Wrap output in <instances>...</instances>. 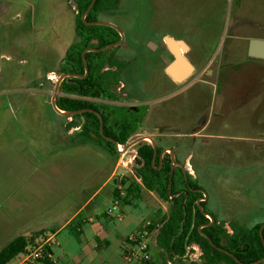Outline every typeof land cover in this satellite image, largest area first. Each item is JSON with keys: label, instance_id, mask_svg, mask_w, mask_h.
I'll use <instances>...</instances> for the list:
<instances>
[{"label": "rangeland", "instance_id": "rangeland-1", "mask_svg": "<svg viewBox=\"0 0 264 264\" xmlns=\"http://www.w3.org/2000/svg\"><path fill=\"white\" fill-rule=\"evenodd\" d=\"M69 3L0 0V249L17 235L64 225L92 197L98 214L116 217L121 203L113 206L112 192L124 189L122 179L136 177V163L128 162L136 144L115 158L80 141L78 130L67 128L71 118L50 106L59 58L71 41ZM117 7L124 14L100 18L149 16L159 28L168 24L175 36L197 42L198 55L187 52L193 73L172 86L170 136L158 138L189 162L187 171L207 195L206 211L229 232L230 222L264 224V61L247 55L250 39H264V0H118ZM154 74L159 85L162 71ZM169 205L143 190L134 206L123 207L125 233H144L158 264L166 260L157 256V230L143 227L150 220L158 226ZM73 229L63 230L60 240ZM72 244L73 251L82 246Z\"/></svg>", "mask_w": 264, "mask_h": 264}, {"label": "flooded vegetation", "instance_id": "flooded-vegetation-1", "mask_svg": "<svg viewBox=\"0 0 264 264\" xmlns=\"http://www.w3.org/2000/svg\"><path fill=\"white\" fill-rule=\"evenodd\" d=\"M95 1L88 12L83 16L90 3L86 9L82 10L78 0H70V10L75 16L71 24V41L59 58V70L54 83L55 86L58 77L64 74L58 84L55 100L58 97L66 96L75 100H84L87 102V106L63 110L75 111L65 116L56 113L51 107L53 112L65 118H71V121L67 122V128H74L75 131L78 130L76 137H78L80 141L87 142L90 145L95 143L106 149V144L99 139V135L106 139L104 136L111 137L110 134L116 136L128 134L129 137L123 144L118 143L113 138L118 143L119 149L117 145L111 141L120 156L125 154L129 155L130 152L128 153V151L131 150L130 147L132 145L127 150L122 148V151H120V149L121 146L124 147L130 142H128V140L133 135H137L138 137L143 135L154 137L153 140L157 147V153L154 162H151L152 165H154L156 157L158 159V166L156 168L158 169L161 167L163 161L170 160V174H172L175 169L180 170L183 174L185 187H180V192L184 195H187L188 190L199 193L196 198V204L197 200L200 199L201 207H199L198 204L197 206L207 219L206 222L198 226L200 233L203 232L201 230L202 227L212 225L216 226L218 229H224L229 235L233 233V226L252 228L238 224L237 222H230L231 230L229 232L223 223L216 217H213L209 211H206L207 195L201 189V185L197 179L192 177L187 171L189 162H185V159L180 160L173 145L163 144L161 138H158L159 136H170L168 132L172 130L173 105L171 101H169L171 94L174 93L172 86L185 83L190 76H187L182 82L178 83L166 71V67L173 60V54L167 47L166 38L171 37L175 40H183L185 43L186 39L171 33L168 24H166L164 28H159L158 22L149 16H125L123 18L125 21L122 22L115 19L100 18V15H122L124 11L122 12L118 9V0L117 2L116 0H111L109 4L104 3L102 8L94 11L93 6ZM12 18H14V16ZM109 18L113 17L111 16ZM187 52L189 53L188 49L186 52H183L182 55L188 59L189 54H187ZM193 67H195V65ZM158 69L162 71V79L159 85L153 79L155 75L154 72ZM202 73H198L196 76L201 77ZM85 78H87L85 84L87 94L83 95L79 92L81 85L79 79ZM65 81L71 84L69 92H65L63 88V83ZM163 87L164 91L162 92ZM83 112H90L95 117L85 118L83 115H80ZM85 125L87 126L86 130ZM82 134H88L89 137L83 138L84 136ZM188 135L196 136L197 134L190 132L187 136ZM192 138L195 139L194 136ZM135 144V151L132 156L128 158V162L134 160L136 163L134 170L141 168L143 165V162L140 164L138 159L139 151L143 145L149 144L152 147L151 143H147L144 139ZM169 148L173 150V156L175 154L174 159L183 164L185 173L179 165L176 164L173 166L168 150ZM162 150H164V152L160 157V152ZM134 179L137 181V176ZM189 180H194L196 185L192 186ZM175 195L172 194L170 198L166 200L170 202L169 209ZM203 202L204 204L202 205ZM210 216L213 217L212 222ZM261 225H263V223H261ZM206 238L208 239L209 237L207 236ZM209 242L218 250L231 256L238 264H241L240 262L245 263L236 258L231 251L225 250L222 247L227 243L226 237H222V246H216L211 240ZM202 254L203 251L201 246L197 242H191L185 246V252L180 260L175 257L173 259L166 257L165 263L175 264V261L182 262L183 260H190L193 264H200L202 262Z\"/></svg>", "mask_w": 264, "mask_h": 264}, {"label": "trees", "instance_id": "trees-1", "mask_svg": "<svg viewBox=\"0 0 264 264\" xmlns=\"http://www.w3.org/2000/svg\"><path fill=\"white\" fill-rule=\"evenodd\" d=\"M80 8L86 9L91 0H78ZM111 0H96L93 6V10L102 8L104 3L109 4ZM81 82L80 93L87 94L86 80L79 79ZM65 92H69L71 88L70 82L65 81L63 83ZM55 103L59 109L70 110L76 107H85L87 102L84 100H75L70 97H58ZM85 118L95 117L90 112H83ZM97 122V118H96ZM87 126L85 125V130ZM85 137H89L88 134H82ZM109 135V134H108ZM118 143L123 144L127 141L129 135L121 134L116 136L110 134ZM99 139L106 144L108 153L114 157H117L118 151L114 144L104 139L99 135ZM152 147L149 144L143 145L139 151V163L143 162V165L136 170V176L140 181L135 179L121 180L119 183L124 186V195L120 197L119 190L114 188L112 195L114 199H119L125 204H131L133 198L140 197L143 190H150L156 192V194L163 200H168L170 196L175 195L172 199V204L169 211L162 216L160 224L157 226L153 221H150L143 228L147 231L157 230L155 236V244L158 248V259L165 260L166 257L173 259H181V256L185 252V246L191 242H197L203 251L202 262L200 264H238L227 253L218 250L211 245L208 239L203 236L198 230V226L207 219L200 211L196 204V198L199 193L188 190L187 195L180 192L179 188L184 186L183 174L180 170L171 171V161H163L161 167L158 169V159L156 157L154 165H152ZM171 177V178H169ZM192 186H195L194 180H189ZM193 183V184H192ZM118 184V183H117ZM116 184V185H117ZM120 201V202H121ZM204 202L202 203V205ZM79 215H76L75 220H78ZM71 222V221H70ZM261 223L255 224L252 228H246L244 226H233V233L229 235L222 228L218 229L216 226L202 227L201 230L210 238L213 244L216 246H222V237H226L227 243L222 247L225 250L231 251L236 258L245 263L256 261L264 256V245L262 244L258 229ZM68 226V225H67ZM75 228V227H74ZM75 230V229H73ZM54 231L49 229H41L40 231H34L27 234H20L9 240L0 249V264H7L12 259L26 255L31 250L41 245L50 233ZM75 237H78L79 233H73ZM264 238V229L262 230ZM128 240V239H127ZM149 250V246H148ZM150 251V250H149ZM52 248L44 244L41 256L37 261L41 264H57L52 259ZM154 255L151 256V263L158 264ZM264 264V262L258 263Z\"/></svg>", "mask_w": 264, "mask_h": 264}, {"label": "crops", "instance_id": "crops-1", "mask_svg": "<svg viewBox=\"0 0 264 264\" xmlns=\"http://www.w3.org/2000/svg\"><path fill=\"white\" fill-rule=\"evenodd\" d=\"M186 44L188 46L189 54L193 53V55L197 56L199 50L197 42L191 43L186 40ZM250 59L264 61V59L253 57H250ZM194 65L195 64H193V66ZM204 65L205 64L203 63L202 66ZM96 191L92 194V196L94 195V198L97 197L95 196L97 195ZM136 199L137 198H133L131 204L120 202L119 211H121L122 214L119 213L121 215L120 217H113L107 212V210L98 214V210L96 211L95 209V203L91 204V202H93L92 197L90 200H87L88 202L86 201V204H83L77 210L78 212H76L70 219L71 222L69 221L57 228H48L49 230L54 231L45 239V241L50 237L55 239V242L51 247L53 250V261L57 264H127L125 258V246L127 239L134 234H130L131 232L125 233L126 230H124V228L126 227V224L124 223V218L126 212L123 207L134 206ZM88 203H90L92 207L87 212L81 214L82 210L85 209V206ZM77 214L79 215V218L78 220H75ZM147 222L149 223V221ZM69 225L75 227V230L67 232V235L63 237V240H60L59 234L63 232V230H66ZM74 232L79 233L78 237H75L73 234ZM73 240L82 244V246H78L76 251H73ZM20 256L21 260L19 259V261L14 264H41L39 261L22 263L23 255Z\"/></svg>", "mask_w": 264, "mask_h": 264}, {"label": "water", "instance_id": "water-1", "mask_svg": "<svg viewBox=\"0 0 264 264\" xmlns=\"http://www.w3.org/2000/svg\"><path fill=\"white\" fill-rule=\"evenodd\" d=\"M95 0H91L88 8L86 9L85 13L83 14V16L88 12V10L92 7L93 3ZM166 43H167V47L168 49L171 51V53L173 54V60L168 64V66L166 67V71L174 78V80L178 83L182 82L187 76L191 75L194 67L193 64L187 59L185 58L182 53L186 52L188 49L187 44L185 43V41L183 40H175L171 37H167L166 38ZM247 55L249 57H253V58H259V59H264V39H250L247 43ZM64 74L60 75L56 81V84L54 86V91L52 94V98H51V107L53 108V110L60 114V115H70L72 113H74L75 111H63L58 109V107L56 106L55 103V96L57 94L58 91V84L61 80V78L63 77ZM102 127V126H100ZM100 132L102 133V131L100 130ZM106 139L112 141L115 145H117V148L119 149V145L118 143L111 137L108 136H104ZM142 139H149L150 143L153 147V155H152V163L154 162L156 153H157V147L155 144V141L153 140L152 137L150 136H139L135 139H133L132 141H130L128 144H126L123 148L124 150H127L131 145L137 143L138 141L142 140ZM170 152V156L173 162V166L174 165H179L181 167V169L184 171L185 173V168L183 166V164L177 162L174 159L173 156V150L171 148L168 149ZM164 150H162L160 152V157L163 154ZM161 162V161H160ZM159 162V164H160ZM173 168V167H172ZM205 198V196H204ZM197 204L199 207H201L200 204V199L197 200ZM211 222L213 221V217L210 216ZM264 228V224L261 225V227L259 228V236L261 239L262 244H264V239H263V235H262V229ZM203 235H205L203 232H201ZM206 236V235H205ZM207 237V236H206ZM209 239V238H208ZM210 241V239H209ZM224 243V242H223ZM237 260V259H236ZM264 261V257L260 258L257 261L248 263V264H257L259 262H263ZM241 264H246V263H242Z\"/></svg>", "mask_w": 264, "mask_h": 264}, {"label": "built area", "instance_id": "built-area-1", "mask_svg": "<svg viewBox=\"0 0 264 264\" xmlns=\"http://www.w3.org/2000/svg\"><path fill=\"white\" fill-rule=\"evenodd\" d=\"M118 190L120 197H122L124 195V191L121 189V186H118ZM119 202V199H115L113 201V206L118 208ZM117 216L120 217L121 215L118 214ZM54 242L55 239L50 237L47 241H45V243L37 246L26 255H23L22 263H31L37 260L41 256L44 244L52 247ZM125 258L127 264H152L151 254L148 250V243L146 242L144 233L139 232L137 235H131L128 238L125 246Z\"/></svg>", "mask_w": 264, "mask_h": 264}]
</instances>
